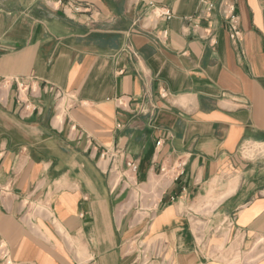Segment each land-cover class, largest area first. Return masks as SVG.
Segmentation results:
<instances>
[{"label":"crops","instance_id":"0c3cea01","mask_svg":"<svg viewBox=\"0 0 264 264\" xmlns=\"http://www.w3.org/2000/svg\"><path fill=\"white\" fill-rule=\"evenodd\" d=\"M0 240L15 264H264V0H0Z\"/></svg>","mask_w":264,"mask_h":264},{"label":"built area","instance_id":"2783aa9c","mask_svg":"<svg viewBox=\"0 0 264 264\" xmlns=\"http://www.w3.org/2000/svg\"><path fill=\"white\" fill-rule=\"evenodd\" d=\"M138 1H141V0H138ZM220 7L223 10V15L226 17V19L229 22L230 39L232 41H240L242 39L243 33L240 29V18L236 13L235 5L233 3H227L224 6L222 3ZM149 8H151L152 13L155 15V18L157 19H171L172 18L171 11L166 7H159V6L154 5L153 3H150ZM213 8H215V6L213 4H210L209 10ZM165 34L166 32H164V35ZM21 86H23V84H21ZM54 90H55L54 87L50 88V91H54ZM58 94L59 92L56 91V95ZM102 158L110 159L112 160V163L118 164V160L120 159L124 160L125 157L123 156V152L119 148L114 147V148L104 150L102 153ZM125 162L128 168H130V170L137 171L138 166L135 163L128 162V161H125ZM0 260H1V264H15L11 260L7 247L1 240H0Z\"/></svg>","mask_w":264,"mask_h":264}]
</instances>
